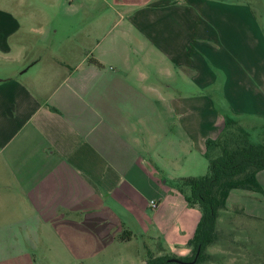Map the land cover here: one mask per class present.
<instances>
[{
	"label": "crops",
	"instance_id": "1",
	"mask_svg": "<svg viewBox=\"0 0 264 264\" xmlns=\"http://www.w3.org/2000/svg\"><path fill=\"white\" fill-rule=\"evenodd\" d=\"M59 2L0 8V264H145L146 238L188 256L200 212L173 182L205 172L227 113L264 123V28L240 0H120L95 67L70 38L40 56L18 37ZM233 208L259 221L264 195L232 190L220 232Z\"/></svg>",
	"mask_w": 264,
	"mask_h": 264
},
{
	"label": "rangeland",
	"instance_id": "2",
	"mask_svg": "<svg viewBox=\"0 0 264 264\" xmlns=\"http://www.w3.org/2000/svg\"><path fill=\"white\" fill-rule=\"evenodd\" d=\"M12 1L0 0V8H10ZM112 1L114 3V12L112 15L108 14L107 21H102L100 18L94 20L96 16H99V13L83 9L84 7L88 8L92 4L97 7L102 4V0H96L94 3H92V0H65L64 3L59 2L58 7L55 6V8H51L50 10L47 9L48 12L44 14L42 21L40 20L44 28H40L39 24L35 23V29L23 28L20 30L18 37H21L22 40L28 43L29 49L40 53V56H57V48L61 46L59 44L68 42L70 38V42L66 46L72 42L76 44L75 50L76 54H78L76 58L79 60L87 57V63H90V60H94L97 54L96 41L102 39V36L105 35L109 27L114 25L120 15L117 13L120 6H116L118 3H121L119 2L120 0ZM227 1L234 2L236 0ZM240 2L251 6L256 20L264 28V0H240ZM70 4L71 6H69ZM49 5L50 3L44 7H48ZM72 6L77 8L76 13H74ZM90 23H94V26L90 27ZM98 24H100L99 27L96 26ZM79 62L81 61L76 63L68 62L67 64L76 65ZM94 66L97 67L95 64ZM14 67V63L8 58L3 59L0 57L1 78H5L4 76L11 71L13 72ZM19 68L16 70H19ZM194 95H201V93H198L197 88H194ZM212 98L214 103L220 107L216 98ZM227 114L232 117V114ZM235 120L240 124L239 119ZM248 122L254 125V127H247L251 142L255 144L261 143L264 123L258 120H249ZM245 123L247 124V121ZM167 128L169 129V127ZM157 144H165V140L163 139ZM206 173L207 169L204 173H200L197 176H203ZM167 176L171 175L164 174V178H168ZM246 208H248L246 213L250 216L251 210L248 205H246ZM196 211L199 213L198 209ZM261 212L263 215L259 221L251 217L248 219L239 216L241 211L235 208L223 214L220 218L223 226L221 227L222 237L206 250L200 264H264V209ZM237 214L238 216L236 217ZM219 227L220 225H218V229ZM152 240L151 238L145 239L146 249L154 252L161 243L159 244V241ZM160 240L162 239L160 238ZM163 252L167 255H172L169 251Z\"/></svg>",
	"mask_w": 264,
	"mask_h": 264
},
{
	"label": "trees",
	"instance_id": "3",
	"mask_svg": "<svg viewBox=\"0 0 264 264\" xmlns=\"http://www.w3.org/2000/svg\"><path fill=\"white\" fill-rule=\"evenodd\" d=\"M90 63L100 66L96 60H90ZM204 156L207 160L205 175L173 182L174 189L183 196L187 206L200 212L194 234L187 242L189 255H167L158 245L157 249L163 253L155 255L147 249L145 264H200L206 250L222 237L217 220L219 212L226 208L229 193L244 190L264 195L257 180V174L264 170V131L262 142L252 143L249 132L226 115L220 136L206 140Z\"/></svg>",
	"mask_w": 264,
	"mask_h": 264
},
{
	"label": "built area",
	"instance_id": "4",
	"mask_svg": "<svg viewBox=\"0 0 264 264\" xmlns=\"http://www.w3.org/2000/svg\"><path fill=\"white\" fill-rule=\"evenodd\" d=\"M150 207H151L152 209H155V208L157 207L156 202L152 201V202L150 203Z\"/></svg>",
	"mask_w": 264,
	"mask_h": 264
},
{
	"label": "water",
	"instance_id": "5",
	"mask_svg": "<svg viewBox=\"0 0 264 264\" xmlns=\"http://www.w3.org/2000/svg\"><path fill=\"white\" fill-rule=\"evenodd\" d=\"M198 254H199V251L197 252V254H196V257L198 256ZM196 260V259H195ZM178 262V261H177ZM179 263H182V262H179ZM185 264H193V262H191V263H185Z\"/></svg>",
	"mask_w": 264,
	"mask_h": 264
}]
</instances>
